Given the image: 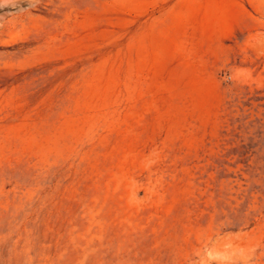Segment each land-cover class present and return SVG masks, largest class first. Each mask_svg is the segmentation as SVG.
Instances as JSON below:
<instances>
[{"label":"rangeland","instance_id":"374dc122","mask_svg":"<svg viewBox=\"0 0 264 264\" xmlns=\"http://www.w3.org/2000/svg\"><path fill=\"white\" fill-rule=\"evenodd\" d=\"M0 264H264V0H0Z\"/></svg>","mask_w":264,"mask_h":264}]
</instances>
